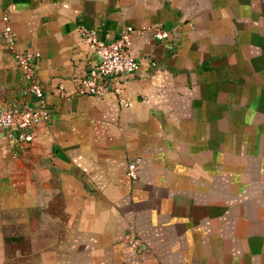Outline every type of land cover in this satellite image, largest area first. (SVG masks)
<instances>
[{
	"label": "crops",
	"instance_id": "1",
	"mask_svg": "<svg viewBox=\"0 0 264 264\" xmlns=\"http://www.w3.org/2000/svg\"><path fill=\"white\" fill-rule=\"evenodd\" d=\"M11 3L49 113L29 144L0 130V264H264V0ZM155 26L130 40L126 107L68 97L97 62L79 27ZM24 85L0 39V111L32 105Z\"/></svg>",
	"mask_w": 264,
	"mask_h": 264
},
{
	"label": "built area",
	"instance_id": "2",
	"mask_svg": "<svg viewBox=\"0 0 264 264\" xmlns=\"http://www.w3.org/2000/svg\"><path fill=\"white\" fill-rule=\"evenodd\" d=\"M11 0L0 16L4 24L0 31V39L5 49L10 53L15 66L21 71L25 81L24 90L32 98V105L27 108L11 107L0 111V130L6 132L7 138L17 144L26 145L32 141L33 128L48 119V107L44 93L35 74V62L39 58L37 52H20L15 48L14 35L8 25V14L13 10ZM149 32L155 41H163L168 37L167 31L160 26L152 28L132 29L125 27L118 36L108 42L99 38L98 31L85 27L78 28V34L87 50L97 58V62L80 77L68 97H102L106 93L115 96L120 107H126L121 97L122 83L138 69L137 61L128 53L130 40ZM56 92L60 98H66L63 87L58 85ZM137 164L130 162L126 166V177L136 180ZM124 245L137 252L140 241L137 233L127 231L123 237Z\"/></svg>",
	"mask_w": 264,
	"mask_h": 264
}]
</instances>
